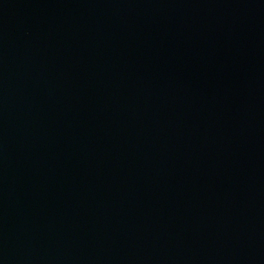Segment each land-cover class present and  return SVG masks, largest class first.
Here are the masks:
<instances>
[{
    "label": "water",
    "instance_id": "95a60500",
    "mask_svg": "<svg viewBox=\"0 0 264 264\" xmlns=\"http://www.w3.org/2000/svg\"><path fill=\"white\" fill-rule=\"evenodd\" d=\"M0 264H264V0H0Z\"/></svg>",
    "mask_w": 264,
    "mask_h": 264
}]
</instances>
